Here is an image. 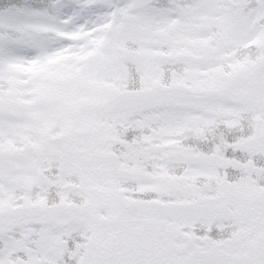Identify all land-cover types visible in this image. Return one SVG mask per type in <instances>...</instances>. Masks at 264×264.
I'll list each match as a JSON object with an SVG mask.
<instances>
[{
  "label": "snow or ice",
  "instance_id": "1",
  "mask_svg": "<svg viewBox=\"0 0 264 264\" xmlns=\"http://www.w3.org/2000/svg\"><path fill=\"white\" fill-rule=\"evenodd\" d=\"M0 264H264V0H0Z\"/></svg>",
  "mask_w": 264,
  "mask_h": 264
}]
</instances>
